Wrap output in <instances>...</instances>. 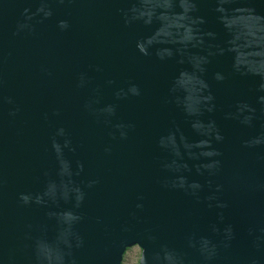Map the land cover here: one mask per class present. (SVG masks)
<instances>
[{
    "label": "water",
    "instance_id": "1",
    "mask_svg": "<svg viewBox=\"0 0 264 264\" xmlns=\"http://www.w3.org/2000/svg\"><path fill=\"white\" fill-rule=\"evenodd\" d=\"M264 264V0H0V264Z\"/></svg>",
    "mask_w": 264,
    "mask_h": 264
},
{
    "label": "trees",
    "instance_id": "2",
    "mask_svg": "<svg viewBox=\"0 0 264 264\" xmlns=\"http://www.w3.org/2000/svg\"><path fill=\"white\" fill-rule=\"evenodd\" d=\"M135 249L138 250V252H136V254H138V261H137L136 264H139L142 250L137 245H134L133 247H130V248H128L126 250V252L124 253V257H123L122 264H130L131 263V255H130V253H132L133 251H135Z\"/></svg>",
    "mask_w": 264,
    "mask_h": 264
},
{
    "label": "rangeland",
    "instance_id": "3",
    "mask_svg": "<svg viewBox=\"0 0 264 264\" xmlns=\"http://www.w3.org/2000/svg\"><path fill=\"white\" fill-rule=\"evenodd\" d=\"M136 252H138L137 249H135V251H133L132 253H130V255H131V263L130 264H136L137 263V261H138V254H136ZM139 264H140V261H139Z\"/></svg>",
    "mask_w": 264,
    "mask_h": 264
}]
</instances>
